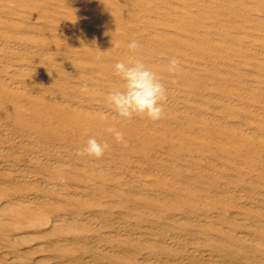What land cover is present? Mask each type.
<instances>
[{"label":"bare ground","instance_id":"obj_1","mask_svg":"<svg viewBox=\"0 0 264 264\" xmlns=\"http://www.w3.org/2000/svg\"><path fill=\"white\" fill-rule=\"evenodd\" d=\"M133 56L159 121L105 101ZM0 264H264V0H0Z\"/></svg>","mask_w":264,"mask_h":264},{"label":"clouds","instance_id":"obj_2","mask_svg":"<svg viewBox=\"0 0 264 264\" xmlns=\"http://www.w3.org/2000/svg\"><path fill=\"white\" fill-rule=\"evenodd\" d=\"M127 48L131 53H139L143 45L137 40H132ZM166 67L167 72L174 77H179L184 71L182 61L175 56L169 59ZM113 68L114 75L123 82L122 87H113L105 94L106 103L115 113L113 119L119 117L132 120L135 117H146L153 122L162 119L168 101V88L162 77L142 58L135 56L117 61ZM80 87L82 91H87L89 84L85 81ZM101 118L105 117L102 115ZM105 131L111 134L117 143L127 145L124 132L114 126H108ZM108 149V143H102L96 137L90 136L77 155L101 159Z\"/></svg>","mask_w":264,"mask_h":264}]
</instances>
